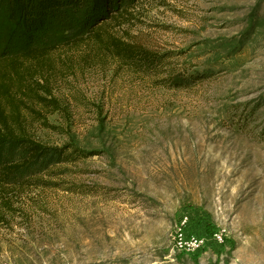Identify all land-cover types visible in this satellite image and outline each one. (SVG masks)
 Returning a JSON list of instances; mask_svg holds the SVG:
<instances>
[{
    "label": "rangeland",
    "instance_id": "1",
    "mask_svg": "<svg viewBox=\"0 0 264 264\" xmlns=\"http://www.w3.org/2000/svg\"><path fill=\"white\" fill-rule=\"evenodd\" d=\"M55 28L39 43H84L56 50L62 111L28 131L83 157L0 191V264H264V0H139L103 31L155 68ZM184 216L198 252L174 248Z\"/></svg>",
    "mask_w": 264,
    "mask_h": 264
},
{
    "label": "trees",
    "instance_id": "2",
    "mask_svg": "<svg viewBox=\"0 0 264 264\" xmlns=\"http://www.w3.org/2000/svg\"><path fill=\"white\" fill-rule=\"evenodd\" d=\"M139 0H0V191L15 177L55 164L82 159L74 148H51L37 143L28 124L48 127V114L62 111L53 91V80L63 73L59 63L67 60L56 51L84 43V37L60 43H39V37L60 24L77 25L87 41L103 46L117 61L155 68L158 60L150 52L116 37H106V24L125 16ZM18 40L20 48L10 51ZM71 149L73 152L69 153Z\"/></svg>",
    "mask_w": 264,
    "mask_h": 264
},
{
    "label": "built area",
    "instance_id": "3",
    "mask_svg": "<svg viewBox=\"0 0 264 264\" xmlns=\"http://www.w3.org/2000/svg\"><path fill=\"white\" fill-rule=\"evenodd\" d=\"M189 222V218L187 216H184L177 224L178 226L176 227V230L174 232V248L180 253L198 252L205 245V241L203 239L188 235L186 233ZM214 238L221 243L223 242V237L221 235L215 234Z\"/></svg>",
    "mask_w": 264,
    "mask_h": 264
}]
</instances>
